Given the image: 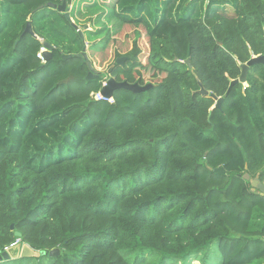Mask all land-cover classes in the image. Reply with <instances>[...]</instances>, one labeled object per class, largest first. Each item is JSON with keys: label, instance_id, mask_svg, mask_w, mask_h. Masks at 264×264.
Masks as SVG:
<instances>
[{"label": "trees", "instance_id": "16d2710c", "mask_svg": "<svg viewBox=\"0 0 264 264\" xmlns=\"http://www.w3.org/2000/svg\"><path fill=\"white\" fill-rule=\"evenodd\" d=\"M61 1L0 0V252L19 239L49 264H264V196L244 178L264 182V61L228 91L264 54V0H66L83 39L47 5ZM126 24L165 78L95 99L105 73L61 56L103 51Z\"/></svg>", "mask_w": 264, "mask_h": 264}, {"label": "water", "instance_id": "95a60500", "mask_svg": "<svg viewBox=\"0 0 264 264\" xmlns=\"http://www.w3.org/2000/svg\"><path fill=\"white\" fill-rule=\"evenodd\" d=\"M48 6L52 7V8H56L59 11L63 12L66 19L74 26V28L76 29V31L78 32L80 38H84L83 36V32L81 28H78V26L73 22V20L70 17V7L67 5L66 0H62L59 4L56 3H48ZM42 7V6H40ZM84 28H86V25H84ZM31 33L33 34L32 29L30 28L29 23L26 24V27L24 29V33ZM43 46L44 48L41 49L40 52V56L42 57L43 61H46L47 59H49L51 57V48L52 45L49 44L47 41L43 42ZM82 57L83 60L86 62L87 66H88V72L86 75V79L89 80L91 78H95L96 76H98L97 71L95 70V68L92 65L91 60L88 58V55L85 51V48H83L81 53H77V54H62V59L66 60L68 58L71 57ZM130 56L126 55V56H120V57H116L114 60V64L116 65H124L125 61L127 59H129ZM264 61V54H259L257 56L252 55V57L245 63H242L240 65L241 68V73L239 75L238 78L231 80L229 86H228V91L230 90L231 86L235 83H245L246 81V74L248 71V68L250 65L254 64V63H258V62H263ZM185 63L188 64V66H190L189 64V59L185 60ZM114 65H111L108 69V73L111 72L112 68ZM200 85L199 90L197 91L201 96H206L209 94V92L207 90H205L201 83L198 82ZM152 83L147 82L146 84L140 85L137 82H133V83H129L127 81H116L113 77H108L105 84H103V86L100 89V93L102 96H104L105 98H111L113 96V92L116 89H127L130 90L134 93H140V92H144L146 90H148L149 88L152 87ZM212 97L216 100L214 106L215 107H219L220 103L222 101V97H217L214 94H211ZM213 106V107H214ZM216 172H223L224 169L222 167H217L215 168ZM244 178L249 180V183L251 185L252 188L256 189L261 195L264 196V182L260 181L258 176H255L253 178H250V176L246 173L244 174ZM10 228L13 229V225H10ZM15 236L20 237L21 233L19 231H15ZM19 249V246H14V247H9V249L7 250H2L0 252V262L1 261H6L9 259H15V258H22V257H32V256H40L43 255L45 252L44 251H34L28 244H22L21 248L19 249V253H17ZM59 253L58 249H53L50 250L48 255L49 256H55Z\"/></svg>", "mask_w": 264, "mask_h": 264}, {"label": "rangeland", "instance_id": "374dc122", "mask_svg": "<svg viewBox=\"0 0 264 264\" xmlns=\"http://www.w3.org/2000/svg\"><path fill=\"white\" fill-rule=\"evenodd\" d=\"M98 2H110L111 0H96ZM83 7L84 4H81ZM85 17H81L80 21L84 22ZM86 28L82 27L83 29H90L88 27L89 22L85 24ZM114 39L109 43V45L100 52H91L87 51L89 59L92 62L93 67L97 72L105 73L106 77H113L117 80L126 79L129 82L139 81L140 83L144 84L146 82H158L165 78V73L161 71H157L153 69L150 65L147 64L145 59L147 50H148V39L143 26H133V25H123L122 28L118 30V32L114 35ZM136 40L137 46L140 48L141 53L137 56V58H132L131 55L129 60H126L124 65H118L115 68V72L111 70L108 73V69L111 65H113L114 60L116 57L126 56L128 52L131 50L133 41ZM115 53L119 55L116 56ZM124 70V71H122ZM19 246L21 248V243H15L14 247ZM9 247L3 249L7 250ZM17 253H19V250ZM36 251L35 249H33ZM38 252V251H37ZM21 259H9L6 261H2L1 264H19ZM26 264H49V258L46 256H32L27 257ZM193 264H201L199 259L193 260Z\"/></svg>", "mask_w": 264, "mask_h": 264}, {"label": "built area", "instance_id": "2783aa9c", "mask_svg": "<svg viewBox=\"0 0 264 264\" xmlns=\"http://www.w3.org/2000/svg\"><path fill=\"white\" fill-rule=\"evenodd\" d=\"M39 56H40V54H39ZM103 84H105V82H104ZM93 97H94L95 99H106V100H108V101H112V97H111V98H105L104 96L101 95L100 91H98L97 93H95V94L93 95ZM15 243H20V242H19V239H16V241H15L14 243H12L11 245H9V246H13ZM9 246H7V247H9ZM7 247H5V248H7ZM5 248H4V249H5Z\"/></svg>", "mask_w": 264, "mask_h": 264}]
</instances>
